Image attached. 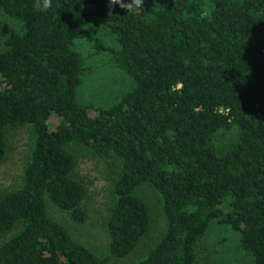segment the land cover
Listing matches in <instances>:
<instances>
[{
    "label": "trees",
    "instance_id": "obj_1",
    "mask_svg": "<svg viewBox=\"0 0 264 264\" xmlns=\"http://www.w3.org/2000/svg\"><path fill=\"white\" fill-rule=\"evenodd\" d=\"M33 4L0 0L21 24L0 38V163L7 127L34 134L22 184L0 193V237L19 226L0 244V264H107L47 210L46 196L86 220L74 143L121 165L105 222L110 256L129 255L149 230L134 194L147 183L166 224L136 264H196L212 222L238 234L251 264H264V0H144L133 12L107 0H52L44 12ZM77 40L133 80L114 103L79 102Z\"/></svg>",
    "mask_w": 264,
    "mask_h": 264
},
{
    "label": "rangeland",
    "instance_id": "obj_2",
    "mask_svg": "<svg viewBox=\"0 0 264 264\" xmlns=\"http://www.w3.org/2000/svg\"><path fill=\"white\" fill-rule=\"evenodd\" d=\"M0 29V38L4 39L10 29L20 30L21 24L0 10ZM108 42L110 43L109 39ZM2 47L1 44L0 49ZM75 49L80 52L85 66L77 90L79 102L106 106L114 103L132 87L133 80L113 64L107 52L95 53L91 45L79 40L75 43ZM2 87L3 82L0 81V89ZM51 121L52 125L57 124L56 117ZM235 130L232 128L224 135H219L216 143H225L233 136ZM5 138L6 155L0 163V193L12 191L22 184L34 134L29 125L9 126L5 130ZM67 149L75 158L72 176L85 187L82 207L87 217L83 223L75 222L67 211L56 207L46 196L49 215L63 224L75 240L98 256L106 257L107 264H136L158 242L165 230L166 220L160 195L154 186L147 183L135 188L134 194L141 198L148 208L150 228L132 253L122 258L110 256L109 235L105 222L114 203L112 187L121 170L120 162L114 156L95 155L75 143ZM18 228L19 226H16L12 232L0 237V244L11 237ZM196 264H251V259L239 248V236L236 232L212 222L197 243Z\"/></svg>",
    "mask_w": 264,
    "mask_h": 264
},
{
    "label": "clouds",
    "instance_id": "obj_3",
    "mask_svg": "<svg viewBox=\"0 0 264 264\" xmlns=\"http://www.w3.org/2000/svg\"><path fill=\"white\" fill-rule=\"evenodd\" d=\"M108 6L111 9L114 6H118L127 12H133L136 9L142 8L144 0H107ZM33 7L41 12L47 11L52 7V0H34Z\"/></svg>",
    "mask_w": 264,
    "mask_h": 264
}]
</instances>
